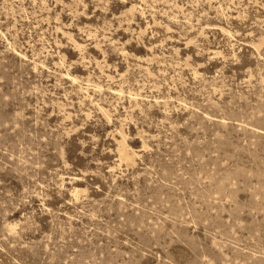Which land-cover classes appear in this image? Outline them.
Here are the masks:
<instances>
[{"label":"rangeland","instance_id":"rangeland-1","mask_svg":"<svg viewBox=\"0 0 264 264\" xmlns=\"http://www.w3.org/2000/svg\"><path fill=\"white\" fill-rule=\"evenodd\" d=\"M0 264H264V0H0Z\"/></svg>","mask_w":264,"mask_h":264}]
</instances>
